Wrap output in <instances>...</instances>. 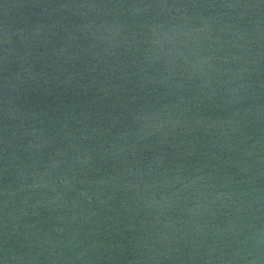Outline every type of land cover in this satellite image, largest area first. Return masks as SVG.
Returning a JSON list of instances; mask_svg holds the SVG:
<instances>
[{
	"label": "water",
	"instance_id": "water-1",
	"mask_svg": "<svg viewBox=\"0 0 264 264\" xmlns=\"http://www.w3.org/2000/svg\"><path fill=\"white\" fill-rule=\"evenodd\" d=\"M0 264H264V0H0Z\"/></svg>",
	"mask_w": 264,
	"mask_h": 264
}]
</instances>
